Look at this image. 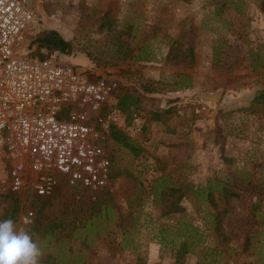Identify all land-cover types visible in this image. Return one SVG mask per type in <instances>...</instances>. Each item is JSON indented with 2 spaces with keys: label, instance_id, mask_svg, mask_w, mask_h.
I'll list each match as a JSON object with an SVG mask.
<instances>
[{
  "label": "rangeland",
  "instance_id": "rangeland-1",
  "mask_svg": "<svg viewBox=\"0 0 264 264\" xmlns=\"http://www.w3.org/2000/svg\"><path fill=\"white\" fill-rule=\"evenodd\" d=\"M36 11L32 35L56 30L72 47L53 59L115 84L118 129L143 149L108 140L112 189L95 198L63 181L46 197L0 182V220L32 236L40 264H264V0H39Z\"/></svg>",
  "mask_w": 264,
  "mask_h": 264
},
{
  "label": "built area",
  "instance_id": "built-area-1",
  "mask_svg": "<svg viewBox=\"0 0 264 264\" xmlns=\"http://www.w3.org/2000/svg\"><path fill=\"white\" fill-rule=\"evenodd\" d=\"M38 1L0 0V182L46 197L63 181L95 198L112 189L107 142L124 113L106 76L32 54Z\"/></svg>",
  "mask_w": 264,
  "mask_h": 264
},
{
  "label": "trees",
  "instance_id": "trees-1",
  "mask_svg": "<svg viewBox=\"0 0 264 264\" xmlns=\"http://www.w3.org/2000/svg\"><path fill=\"white\" fill-rule=\"evenodd\" d=\"M33 46L32 54L37 58H42L44 53L41 52L42 49L47 50L49 53H58V54H66L69 55L71 53V44L68 40H65L59 32L54 29H43L31 42ZM178 88H187L190 86V81L188 76L185 74L181 75V80L178 81ZM128 96H124L120 99V107L122 110H128L130 104L133 102L127 101ZM255 102H263L264 101V89L256 93L254 98ZM110 137L121 146L128 149L132 154L138 155L142 151L141 145L134 143L129 139V137L118 128H111ZM16 199V197H15ZM42 206H40V209ZM189 226V225H187ZM195 232H197V228H193ZM188 245L186 247H179V253L177 255H183L188 250Z\"/></svg>",
  "mask_w": 264,
  "mask_h": 264
},
{
  "label": "clouds",
  "instance_id": "clouds-1",
  "mask_svg": "<svg viewBox=\"0 0 264 264\" xmlns=\"http://www.w3.org/2000/svg\"><path fill=\"white\" fill-rule=\"evenodd\" d=\"M43 252L26 231L11 218L0 220V264H40Z\"/></svg>",
  "mask_w": 264,
  "mask_h": 264
},
{
  "label": "water",
  "instance_id": "water-1",
  "mask_svg": "<svg viewBox=\"0 0 264 264\" xmlns=\"http://www.w3.org/2000/svg\"><path fill=\"white\" fill-rule=\"evenodd\" d=\"M222 94V91H216L215 93H211V94H205V93H197L194 95V97H189V100L192 101H197V100H204V101H208V102H216L217 100L220 99Z\"/></svg>",
  "mask_w": 264,
  "mask_h": 264
},
{
  "label": "crops",
  "instance_id": "crops-1",
  "mask_svg": "<svg viewBox=\"0 0 264 264\" xmlns=\"http://www.w3.org/2000/svg\"><path fill=\"white\" fill-rule=\"evenodd\" d=\"M49 28H54V27H49Z\"/></svg>",
  "mask_w": 264,
  "mask_h": 264
}]
</instances>
